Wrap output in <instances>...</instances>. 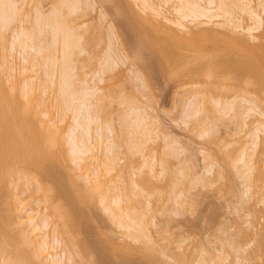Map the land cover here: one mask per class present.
<instances>
[{
    "label": "rangeland",
    "instance_id": "374dc122",
    "mask_svg": "<svg viewBox=\"0 0 264 264\" xmlns=\"http://www.w3.org/2000/svg\"><path fill=\"white\" fill-rule=\"evenodd\" d=\"M6 1L10 3L5 9L10 7L8 13L12 12L13 18L6 27L0 17V53L6 55L0 62L2 79L7 81L8 86H16L20 92H30L33 105L42 119H53L50 123L54 138L61 136L64 139L65 153L61 152V155H67L68 161L65 160L67 157L62 158L67 165L65 162L55 163L54 169H51L54 170L53 177H56L53 181L66 180L64 183L67 182L66 185L70 187L66 173L69 168L76 176L79 186L93 194L94 199L92 197V201H87L86 198L84 202L76 203L80 222L76 225V234L70 228L72 232L67 234L65 232L68 229L60 224L56 206L58 201L52 197V192L47 187L36 191L37 177H25L23 173L22 178H19L20 174H16L9 185L0 187V212L3 213L0 215V227L3 224L2 227L5 225L6 229H10L0 228V232L3 229L7 231V234L4 230L0 233V241L3 236V242L0 243V264H5L6 261L7 264H13V260L17 264L21 260L20 264H43L39 259L41 256L35 252L38 250H34L37 243V246L41 243L42 236L35 237L36 232H32L33 226L28 223L30 211L38 212L39 217L49 218V228H52L48 229L51 231L50 239L55 235L65 239L66 242L63 241L62 247L58 249L67 250L65 254L62 253L64 264H126V261L128 264H264V133H260L259 145L251 158L254 171L250 174L252 185H249V172L245 165L249 155L243 158V153H252L249 132L254 128V123L246 126L241 123L246 115H235L239 111L245 112V107L249 106L248 102L243 103L246 99L255 102L259 112L264 111V90L258 91V87L257 91L254 90L255 85L252 82V85L249 84L250 78L246 79L248 74L237 78L239 75L235 72L237 62L256 56V51L243 48L239 35L218 32L214 36L200 33L192 23L190 26L193 30L180 33L176 39H168V35L161 31L159 36L178 48L187 70L196 66L195 57L217 62V70L214 72L216 75H200L189 70L188 73L186 70V74L176 75L169 71L170 68L161 55L159 57L162 62H159L158 53H155L147 39L144 43L139 33L140 23L143 26L147 23L133 15L142 6L140 0H30L32 8L28 4L29 0ZM71 1L76 2L77 9L74 12L70 10ZM149 1L155 6L170 7L171 10H174L173 6L182 3L181 0H169L168 3L167 0ZM3 2L0 0V5ZM253 2V6L259 2L258 7L264 8V0ZM229 3L234 12L232 14L239 16L236 1L229 0ZM4 5L0 6V12ZM132 5L134 10L131 8V11L129 6ZM35 7L41 8L46 16L58 15L61 23L64 19L62 24L66 28L73 27L70 35L73 44L70 46L71 52L66 53L70 55L67 59H63L61 55L64 53L61 52L63 42L61 39L58 40L59 43L52 42L49 27L45 31H37L34 24ZM142 9L141 7L139 11ZM69 11L73 13L68 14ZM173 13L171 16L178 15L176 11ZM143 14L146 15L145 12ZM64 15H67L66 18ZM148 26L153 27L150 23ZM24 29L29 33L35 31L37 38L34 42L38 47L43 45V51L38 52L39 59L37 51L34 52L36 49L29 47L21 51L19 43L14 44L16 36L13 34H18L16 30ZM256 34L264 42V13L262 27ZM50 43H53L52 46ZM189 43L193 46L199 43L201 46L196 48L189 46ZM50 46L52 48H47ZM109 52L118 61L110 63L111 66L105 69L104 65H107L106 61L104 64V57L107 60L106 54ZM110 54L107 55L111 56ZM45 56L49 58L46 63L52 67L46 63L42 65ZM58 58L69 63L67 66L72 77L68 78H72L69 81L73 85L69 90L74 89L76 92L77 88L82 90L90 87L93 90L92 87L96 86L94 91L97 93L91 96V101L93 113L100 120L91 125L88 144L92 149L86 155L88 158L80 162V166L74 161L67 141L69 130L76 124L74 109L72 111L68 106L65 108L60 91L63 83L60 71H64L61 69L66 67H61L60 64L67 62H58ZM37 59L39 63L36 62ZM228 62L230 68L227 67ZM45 66L49 70L52 68L51 73ZM48 72L53 75V84L47 82V79L51 80ZM97 94L99 98L96 97ZM24 100L27 101V98ZM226 103L227 106L233 105L236 110L230 111V106L227 107ZM258 117L261 116L254 114L247 117V122ZM101 124L107 127H102ZM97 126L108 136L104 137L103 134L99 138ZM143 129L152 130H147L151 134H143ZM79 135L82 136L81 133ZM110 156L115 157L116 161H110ZM75 188L74 184L68 188V192L72 193L71 197L68 194L69 200L60 199L67 203L80 200L79 197L76 198ZM118 196L121 197L122 223H119V216L110 208L111 205L116 207L114 200ZM17 204L19 208L23 207L19 213L12 210L18 207ZM131 215L136 216L139 220L137 222L141 223L137 226L144 229V232L135 234L136 237H141L138 240L129 236L130 231L137 230L132 228L135 223L131 221ZM130 222L133 223L132 226ZM61 231H65V235H61ZM7 236L11 239L5 240ZM17 237L24 242L21 243ZM13 239L15 242L11 243ZM22 244H26L28 248ZM149 245L153 249L150 254L145 251ZM144 246L145 250L142 248ZM69 252L75 254L73 260H69V255H72ZM12 254L10 258L13 260L9 257L5 260V256ZM147 254L150 255V258L147 256L148 259L143 257ZM151 259H155L154 262Z\"/></svg>",
    "mask_w": 264,
    "mask_h": 264
},
{
    "label": "bare ground",
    "instance_id": "6f19581e",
    "mask_svg": "<svg viewBox=\"0 0 264 264\" xmlns=\"http://www.w3.org/2000/svg\"><path fill=\"white\" fill-rule=\"evenodd\" d=\"M2 1H4L3 3L5 5L1 3L2 5H0V6L3 7V5H4L5 7L3 10L1 9L2 11L0 13H3V12L4 13L0 14V17H2V23L5 26L6 25L8 26V23L11 22V19L13 17L11 15L12 12H11V14L8 13V9L10 7L7 9H5V8H6V5H8L10 3V1H6V0H2ZM112 1H114V0H112ZM112 1L110 3H112ZM168 1L169 0H167L166 3H168ZM181 1H182V3L180 2L181 4L173 6L174 10H171L170 7L167 8V6L164 7V5L155 6L149 0H140V3L142 2L141 3L142 6L140 4V6L143 8L142 11L145 12V14L147 16L144 15L142 11H141L142 13L139 11L141 9V7H139L138 11L135 10L133 12V15H136L134 17H136V18L138 17L140 20L147 22L146 26H143L144 24L142 25L141 21H138L139 23L141 22L140 25L138 24V22H136V24H135V25L138 24L140 26L139 27V33L143 37L144 43H145V39H147L148 42L150 43L151 47L156 51V52L155 51L154 52L158 53L157 57H159V55H161L162 60L164 61L166 66H168L170 68L169 71H171L172 73H176V75L177 74L178 75L179 74L180 75L186 74V73H188V70L192 73H196V74H200V75L201 74L202 75L203 74L212 75V74H214L215 69L217 70V67H216L217 62L216 61L212 62L213 60L210 61L207 59H203L201 57H195L194 63L196 64V66L192 69L188 68V70H187L185 67L186 62L183 59V57L178 53V48L175 45H173L171 42H169L168 40L159 36L160 35L159 32L162 31V32L166 33L165 35H168L167 38L168 37L174 38V39L179 38V36L181 35L180 33H183V34L189 33L193 30V27L190 26V23H192L191 25H193L196 28V31L200 32V33H205V34L210 33L212 35L214 34V36L216 34H219L220 32L222 34L225 33L226 35H235V34L239 35L240 36L239 41H240L242 47L245 49H250V48L254 49L256 51V56H253L250 59H244V61L239 60V62H237V71L235 70V72H237V75H239V76H237V78L240 77V75H242V74L243 75L248 74V75H246V79L248 78V80H249V78H250L249 84L252 85L251 84V82H252L255 85L254 90H256L257 87L259 88V89H257L258 91H260V89L264 90V42L261 41L258 37V34H256L261 29L262 24H263L264 8L262 7V9H261L258 7L259 2L257 3V5L255 4L256 6L255 5L253 6L252 3H254L253 2L254 0H235L236 1V3H235L236 8L239 10V16H237L236 14H234V15L232 14L234 12L231 9V3H229V0H220V1L219 0H181ZM65 3H66V1H65ZM75 3H76L75 1L74 2L71 1L69 4L70 10L73 12L76 11L75 9H77ZM12 4H11V6H12ZM28 4H31L30 0L28 1ZM27 6H29V5H27ZM69 6H68V8H69ZM31 8H32V4H31ZM129 8L132 11L133 5H132V7L129 6ZM11 10H13V9H11ZM33 10L36 11V13L34 11V13L36 15V18H35L36 22L34 24L36 25L37 31L42 32L43 30L45 31V28L48 29V27H49L52 31L51 32L52 33V39H53L52 42L54 41L53 43H55L60 39H61V42H63V46H62L63 50L61 52H64L63 53L64 55L62 53H61V55L63 56L62 57L63 59H67V56H68L69 52H71L70 50L72 49L70 46H71V44H73V43H71L72 41L70 40V37H71L70 35L73 33V31H72L73 27L72 28H69V27L66 28V26H64L62 24L65 20L63 19V21L61 23V19H59L58 15H56V14L55 15L49 14V16L51 15L49 17V16H46L47 15L46 13H45L46 15H44V13L42 12L43 10L39 7H37V8L35 7V8H33ZM30 11H32V10L30 9ZM173 11L174 12L176 11V13L178 15L171 16ZM73 12H70L68 14H71ZM128 13H127V15H129ZM1 15H3V16H1ZM64 16L66 18L67 15H64ZM22 19H23V17H22ZM68 19H70V17H68ZM3 20L6 24L3 22ZM136 21H137V19H136ZM149 23L151 24V26L153 25V27H149L148 26ZM138 25H137V27H138ZM131 26H132V24H131ZM137 27H135L136 30H137ZM19 31L16 30V32H18V34L17 33H16V35L13 34V36H16L14 38L15 39L14 44L16 43V45H17V43H19L18 46H20L21 51L26 50L29 47L36 49L34 52L37 51L36 54L38 57V52L43 51V48H41V46H43V45H39V47H38V45L34 42L35 38H37V37H35L36 34L34 35L35 31L34 32L32 31L31 33L25 31V29L23 31H20V32ZM137 33H138V31H137ZM112 36H113V34H112ZM137 36H139V35H137ZM142 37H140V38L142 39ZM16 40L19 42H16ZM141 42H143V41H141ZM53 43H50L51 46ZM57 43H59V41ZM149 43H147V45ZM192 43H191V45H192ZM194 43H196V42H194ZM141 44H143V43H141ZM54 45L56 46L57 44H54ZM191 45L189 43V46H191ZM197 45H198V47H197ZM197 45L196 44H195V46L192 45V47L199 48V46H201L199 43ZM51 46L47 47V48H52ZM37 47H38V49H37ZM72 47H73V45H72ZM44 50H46V49H44ZM44 52H42V53H44ZM151 52H152V50H151ZM49 53H51V51H49ZM66 53H68V54H66ZM41 54H39L40 57H42ZM45 54H43V55H45ZM107 54H110V52ZM107 54H106V56H108L107 60H105L106 58L104 57V64L106 61V65H107L106 67L104 65L105 69L111 66L110 63H113L114 61L115 62L118 61L117 59L113 58L111 54H110L111 56H109ZM117 54H119V53H117ZM46 55H51V54H46ZM4 56H6V55H3L0 53V57H1L0 62L3 60ZM47 57L45 56V58H44L45 62L41 61L43 59L40 60L42 62V65L43 64L45 65V63L49 59ZM51 57L52 56H50V58ZM161 57H159V62H162ZM55 58L57 59L56 56H55ZM120 58H122V56ZM38 59H39V57H38ZM38 59H37V61L36 60H34V61L39 63ZM50 61H49V63H50ZM59 61H61V60H59V58H58V62ZM64 61H66V60H63L61 62H63V63L67 62V63L64 65L62 64L63 66L60 64L61 67L66 66L64 69H61L64 71H62V72L60 71V74H63V75H61V77H62L61 81L63 82L61 85H62L63 91H62V89H60V91L63 94V97H62V95H61V97L64 98L62 100L66 104L65 105L66 107L64 106L65 108H67V106H68V108L70 110L73 111V109H74V113H75L74 118L76 121V124L72 125L73 127H71V129L68 132L67 141L69 142V147H70L69 150L73 155L74 161L76 160L75 162L80 166L82 161H85V159L88 158V157H86V155L92 149V147H90L88 144V140L90 139V135H91V131H92L91 125H93L94 122H99V120H100L99 119L100 117L95 116L93 113V107H92L93 103L91 101V99H92L91 96L92 97L95 96L94 94H96L97 92H96V90L94 91V89L96 87L95 85H93L95 87H92V89L94 88L93 90L90 89L91 87L85 88V86L83 85L86 90L82 89V90H84L82 93H81L82 90L77 88L81 94H79V92L77 91L76 88L75 89H76L77 93L74 92V89L69 90L70 87H73V85H71L72 82L69 81V79L72 80V78H71L72 74H70V68L68 69V66H67V64H69L68 61H66V62H64ZM55 62H56V60H55ZM215 62H216V64H215ZM234 64H236V63H234ZM231 65H232V63H231ZM48 66H45V67H47L49 70ZM228 66H229V62L227 64V67ZM51 67H50L51 70H49L50 73L52 71ZM66 68H67V70H66ZM229 68H230V66H229ZM186 70H187V72H186ZM0 72H1V70H0ZM52 73H54V71ZM68 74H70V75H68ZM169 74H171V73H169ZM176 75H173V76H176ZM214 75H216V73ZM48 76H49L48 78L51 77L50 78L51 80L48 81L49 79H47V82H50V84L52 82V84H53L54 83L52 81L53 75L51 76V74H49V72H48ZM69 76H71V77L68 78ZM144 76H146V75H144ZM2 77L3 76H1V73H0V187L1 186L6 187L7 185H9L11 183V181L13 180V178L18 173L21 176L19 178H22L21 174H23V173H24L23 176H25V177H29V176H31V177L34 176L33 178L37 177L38 178V186H37L38 188H36V191H37V189L40 190L42 187H45V188L47 187L46 189L52 192V194H51L52 197H54V199L55 200L57 199V201H58V204L56 206H57V214L60 217L59 218L60 224L65 226L68 229V231H66V232L64 231V232L69 233V231L72 232L70 229H73L74 233L76 234L75 228H76V225L78 224V222H80V221H78V217H79L78 214H80V213H78L76 203L78 204V201L84 202L86 198H87V201L88 200L90 201L92 197L94 199V195L91 194L90 192L84 190L83 189L84 187L82 188L81 186H79V183L77 182L76 176L74 175V173L71 170L69 171V168H68L67 169L68 171L66 172L67 176H68L67 179H68V181H70L69 182L70 185L69 184L68 185L70 187L73 184H74V186H76V188H75V189H77L76 198L77 197L80 198V200H77V202H76L75 197L73 195L75 203H72V202L69 203L70 201H68L69 200L68 194H70V197L72 194V193L68 192V188H70V187H68L66 185L67 182L64 183L66 180L64 182H59V181H57L58 179L56 180L57 182L53 181V179L54 178L56 179V177H53L52 172L54 170L53 171L51 170L52 168L54 169L55 163H61L62 162V164H63L65 162V165H67L65 160H67L68 157L66 154L64 157H67V158L64 161L62 160V158H64L62 155L65 153V150H63L64 149V139L61 136L54 138L55 136H53L52 132H51L52 131V126H51L52 124L50 123L53 121V119L52 118L48 119V121H44L42 119L40 112L33 105V98L30 97L31 96L30 92H27V91L26 92L25 91L20 92L19 90L16 89V86H14V87L8 86L6 84L7 81L2 79ZM59 80H60V78H59ZM59 84H60V82H59ZM59 87H61V86H59ZM70 89H72V88H70ZM97 90H98V88H97ZM262 93H264V92H262ZM98 94L96 96L97 98H99ZM23 97L24 98L26 97L27 101L24 100ZM94 101H96V100H94ZM64 102H62V103H64ZM245 102H248L249 106L245 107L246 108L244 110L245 112H242L244 114H242L238 110L239 114L241 113V115H239V114H235V115L236 116L238 115L239 117L242 115L243 116L246 115V116H244V119H243L244 122L243 121L241 122L245 125L249 124V126H250L252 123H254V126H253L254 128L252 130H250V132H249L250 136L252 138V141H251L252 153H249V152L243 153V158L245 157V155H246V157L249 155V157H248L249 160L246 159L245 165H246V169L249 172V178H250L249 179V182H250L249 185H252L250 174L254 171L253 170L254 169V167H253L254 163L251 162V158L254 157L257 146L259 145V141H260V137H261L260 133L261 132L264 133V111L261 110L259 112L258 111V105L251 100L249 101L248 99H246L243 101V103H245ZM97 104H98V102H97ZM243 105H245V104H243ZM226 106H227V103H226ZM229 106H227V107L230 108L229 109L230 111L236 110L233 107V105L229 104ZM71 107H73V108H71ZM199 111L201 112V110H198V112ZM228 113H230V112H228ZM254 114H258L261 117H258L256 120H252L251 122L250 121L247 122V117L253 116ZM135 121L138 123L137 120H135ZM140 123L141 122H139L138 124H140ZM104 124L103 125L101 124V126L103 127ZM145 125L147 126V124H145ZM137 126H140V125H137ZM97 127H98L97 131H99L98 134L100 133L99 138H102L103 134H105L106 132L103 130L105 132V133H103L102 131H100L102 128L100 127L101 129L99 130V126H97ZM155 129H156V127H155ZM143 130H144V132H142L143 134L146 132L148 133L149 131L150 132L152 131L149 129H147L149 131H147L145 129H143ZM143 130H141V131H143ZM79 133H81L82 136L79 135ZM105 136H108V135L105 134L104 137ZM98 141L100 142V140H98ZM61 152H63V154ZM60 156H62V157H60ZM89 157H91V156H89ZM60 160H62V161H60ZM109 160L112 162H115L116 158L115 157L112 158V156H110ZM62 180H64V179L62 178ZM249 188H250V186H248V190H249ZM60 198L62 200H63V198H65V199L68 198V200H67L68 203L65 202V200L62 201ZM88 198H90V199H88ZM114 201H115L116 207H113L111 205L110 208L113 210V212H115V214L117 216H119V223L120 222L122 223V218H121L122 216H121V212H120L121 197L118 196ZM0 202H1L0 204H2L1 200H0ZM79 205L81 206V204H79ZM16 206H18V204ZM80 206H78V207H80ZM21 209H23V207L19 208V206H18L12 210H14L16 213H19ZM0 210H1V208H0ZM2 214L0 212V215H2ZM118 214H120V215H118ZM43 217H39L38 212L35 213V212L30 211L28 213V221H29L28 223L33 226L32 232L33 233L36 232L35 233L36 235L34 234V236L35 237H37V235L42 236V240L40 241L41 243H39L40 247L37 246L38 245V243H37V245L34 247V250H38L35 252H36V254L38 252V255H40L43 258V259H41V257H39V259L41 260V263H43V264H64L65 258L62 255V253L64 252V254H65L67 250L62 249L61 251H58V249H59V247H62L63 241L65 239L64 240H63V238L61 239L60 236L56 237V235L52 239H50L49 233L51 231L49 232L48 229L51 228V227L49 228V225H50L49 223L51 221L49 220V218H47V217L43 218ZM130 217H131L130 218L131 221L136 224V225L134 224V227H132V228L137 229V230H134L135 232L130 231L131 234H129V236L131 235L130 237H133V239L134 238L137 239L138 237H136L135 234H137V232L139 234H140V232L141 233L144 232V229L139 228L137 226L138 224H141V223L137 222L139 220L136 219L137 218L136 216H135L136 218L134 217V215H131ZM0 219H2V217H0ZM132 222H130V226L133 225ZM1 223L2 222L0 221V225H1ZM2 226H3V224H2ZM2 226L0 228L6 227L5 225H4V227H2ZM58 228L59 227H57V229ZM6 230L9 231L10 229H8V227H7ZM6 230L3 231V232H5V234H7ZM27 231H26V233H28ZM58 231H60V230H58ZM61 232H62L61 233V235H62L64 232L63 231H61ZM132 232L134 235H132ZM8 233H10V232H8ZM30 233H31V231H30ZM65 233L63 235H65ZM139 234L137 236H139ZM12 236H14V235H12ZM8 237L9 236H7V239H5V240H8L9 239ZM15 237L16 236H14V238ZM2 238H3V236H2ZM2 238H1L0 243L3 242ZM19 238H21V237L19 236ZM19 238L17 237V239L20 241ZM140 238L141 237H139L138 239H140ZM10 239H11V237H10ZM19 241H17V242H19ZM5 242L7 244H9L8 241H5ZM12 242H15L14 239L11 240V243ZM23 242H21V243H23ZM64 242H66V241H64ZM78 242L80 243V241H78ZM7 244H6V246H7ZM17 244L19 245V243H17ZM145 244L147 246V243H144V245ZM12 245H14V243ZM22 245L23 246L25 245L24 247L27 246L26 244H22ZM22 245H20V247H22L21 249H23ZM80 245H81V243H80ZM4 246L2 245V247H4ZM129 246H131V245H129ZM37 247H39V248L36 249ZM6 248H8V247H6ZM27 248H28V246H27ZM29 248L31 249L30 246H29ZM142 248H144V250H145V246ZM83 249H85V248H83ZM1 250H3V249H1ZM23 251L24 250H22V253H23ZM145 251H148V253L150 254V251H153V249L149 245ZM72 252H74V250H72ZM152 253L154 254V252H152ZM31 254H33V250L31 252ZM36 254H35V256H37ZM145 254H146V252H145ZM153 254H152V256H153ZM72 255L71 256L69 255V260H73L75 254L72 253ZM10 256H13V254L9 255V256L7 255V257L5 256V258H6L5 260H7L8 257L10 258ZM147 256L150 258V255H148V254L143 256V257H146L148 259ZM16 257H18V256H16ZM13 258L15 259V257H13ZM10 259H12V258H10ZM24 259H25V257H24ZM45 259H47L46 262L43 261ZM125 259H126V257H125ZM147 259H145V260H147ZM17 260L19 261V259H17ZM126 260H128V259H126ZM151 260L154 262L155 259L154 260L151 259ZM103 261L107 262L106 260H103ZM21 262H22V260L20 261V263ZM121 262H122V260H121ZM9 263L11 264L12 262H8V264ZM15 263L13 260V264H15ZM20 263H18V264H20ZM33 263L34 262H32V264ZM220 263L221 262H218L217 264H220ZM5 264H7V261ZM28 264H30V263L28 262ZM97 264H98V262H97ZM99 264H102V263L99 262ZM105 264H109V263H105ZM123 264H125V263H123ZM126 264H128V261H126Z\"/></svg>",
    "mask_w": 264,
    "mask_h": 264
}]
</instances>
